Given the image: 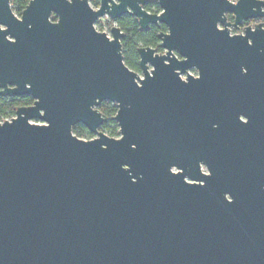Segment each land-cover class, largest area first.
Instances as JSON below:
<instances>
[{"label":"water","instance_id":"95a60500","mask_svg":"<svg viewBox=\"0 0 264 264\" xmlns=\"http://www.w3.org/2000/svg\"><path fill=\"white\" fill-rule=\"evenodd\" d=\"M10 1L0 95L34 100L0 121V264H264V191L239 168L231 179L227 145L200 148L193 119L200 78L240 76L246 43L224 13L238 22L262 1L158 0L149 13L129 0H29L19 16ZM127 5L141 28H167L162 53L137 48L140 72L124 63V32L95 27ZM103 101L118 137L99 130Z\"/></svg>","mask_w":264,"mask_h":264},{"label":"flooded vegetation","instance_id":"af4514ba","mask_svg":"<svg viewBox=\"0 0 264 264\" xmlns=\"http://www.w3.org/2000/svg\"><path fill=\"white\" fill-rule=\"evenodd\" d=\"M88 1L95 9L100 4V0ZM129 1H135L149 13H160L162 10L158 0ZM261 1L262 3L254 2L252 4L249 11L252 13L251 16L241 18L238 22L235 21L233 13H224L228 35H241L246 43L245 49L240 53L242 60L240 76L234 75L219 80L218 72L212 70L209 77L200 78L193 119L200 148L217 150L221 145H227L226 147L231 149L229 159L231 179L235 180L238 170L241 169L244 182H254L260 190L264 191V0ZM127 9L128 11L122 12L115 19L109 16L100 17L95 21V25L98 22L101 23L102 18H105L103 21L105 25L111 21L112 25L108 27L107 32L110 33V28L121 20L132 18L138 23L136 16L129 12V5H127ZM151 25L159 27L158 34L167 31L166 26L162 23L149 24L148 27ZM216 25L218 29L224 27L220 21ZM159 42L158 38V46L152 48L157 53H162L164 50L160 47ZM187 73L194 77L200 76V71L196 67L188 68ZM180 77L184 81L187 80L185 73ZM7 97L24 98L30 102L20 106L31 105L34 100L31 95ZM101 126L99 130H101ZM220 137L224 141H220ZM199 166L203 174L209 173L205 162L199 161ZM171 169L174 172L178 171L174 166ZM241 192V196L244 198L248 195L243 189ZM237 193H239L238 190L231 189L228 194L229 200L234 201Z\"/></svg>","mask_w":264,"mask_h":264},{"label":"trees","instance_id":"16d2710c","mask_svg":"<svg viewBox=\"0 0 264 264\" xmlns=\"http://www.w3.org/2000/svg\"><path fill=\"white\" fill-rule=\"evenodd\" d=\"M29 0H11L12 9L16 14H20L22 9L28 3ZM112 25V22H108V27ZM121 30L125 33L121 39V47L124 63L132 70L140 72L138 64L137 48L139 46H158V32L159 27L151 25L146 29H141L139 24L134 19L121 20L117 23ZM101 30V29H98ZM160 51V50H159ZM24 98L0 96V120L3 118L13 116L15 114L16 107L20 105L29 104ZM98 110L107 116V121L101 126V130L107 133L109 136H117V124L112 119V116L116 113L117 107L110 101H103L97 106ZM111 123H113L111 125ZM72 132L78 137H85L90 135V132L81 124H75L72 126Z\"/></svg>","mask_w":264,"mask_h":264},{"label":"rangeland","instance_id":"374dc122","mask_svg":"<svg viewBox=\"0 0 264 264\" xmlns=\"http://www.w3.org/2000/svg\"><path fill=\"white\" fill-rule=\"evenodd\" d=\"M103 20L101 21V23L100 22H98V23H96V25H95V27L97 28V29H101L102 31H105L106 33L108 32V25H105V23L103 22V21H105V18H102ZM116 25V24H115ZM108 35L110 34V33H107ZM14 116V115H13ZM115 121V120H114ZM113 123H111V125H112ZM117 131H118V128H117ZM107 134V133H106ZM95 135L93 134V133H90V135H86L85 137H83V139H90V138H92V137H94ZM119 136V134L117 135V136H114V137H118ZM82 138V137H81Z\"/></svg>","mask_w":264,"mask_h":264},{"label":"built area","instance_id":"2783aa9c","mask_svg":"<svg viewBox=\"0 0 264 264\" xmlns=\"http://www.w3.org/2000/svg\"><path fill=\"white\" fill-rule=\"evenodd\" d=\"M229 1H231V2H235L236 0H229ZM109 35H110V34H109ZM11 117H12V116H10V117H6V118H3V120H9ZM3 120H0V121H3Z\"/></svg>","mask_w":264,"mask_h":264}]
</instances>
